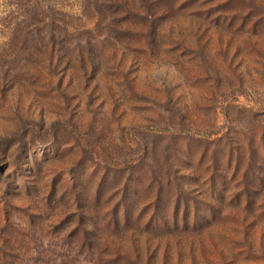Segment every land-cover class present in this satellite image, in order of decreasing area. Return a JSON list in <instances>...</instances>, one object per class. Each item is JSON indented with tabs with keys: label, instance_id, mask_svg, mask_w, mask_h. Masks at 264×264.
<instances>
[{
	"label": "rangeland",
	"instance_id": "374dc122",
	"mask_svg": "<svg viewBox=\"0 0 264 264\" xmlns=\"http://www.w3.org/2000/svg\"><path fill=\"white\" fill-rule=\"evenodd\" d=\"M13 1L0 264H264V0H36L45 60Z\"/></svg>",
	"mask_w": 264,
	"mask_h": 264
},
{
	"label": "trees",
	"instance_id": "16d2710c",
	"mask_svg": "<svg viewBox=\"0 0 264 264\" xmlns=\"http://www.w3.org/2000/svg\"><path fill=\"white\" fill-rule=\"evenodd\" d=\"M151 3L155 2L156 0H149ZM99 3H105L109 6H112L114 11L112 12V16H117V0H102L98 1ZM14 6L18 10L21 8L20 18L21 20H12L10 21L12 25H15L20 29L21 32H18V37L21 38L23 36H26L29 38L31 42L34 44L38 43L39 47L35 48L34 51L36 54H39L43 60L45 58L47 59L50 51L47 49L49 43H53L56 39L60 38L62 34H65L64 27L57 25L56 22L62 21V19H55L53 17H49L47 21L43 18V16H40V12L37 11L38 2L36 0H14L13 1ZM259 5V4H258ZM249 14H253L254 16L260 17L262 15V11L260 9L252 7L248 11ZM23 22V25L20 27V23ZM13 28L14 31L17 30V28ZM24 31H22V30ZM13 33V31H12ZM15 36V35H13ZM12 39V37H11ZM23 51L28 52L30 49L28 47H25L22 49ZM50 65H46L47 69H49ZM164 144H166V139L163 138L162 141L158 144V148L161 149ZM164 164V163H163ZM166 184H168L167 180H164ZM168 194V191L164 188L161 191L156 190L155 193H153V199H157L161 194ZM184 208L188 212V215L190 214L191 210L193 212H197V209L195 207V201L191 200L190 198H186L184 200ZM164 208H168V204L163 205ZM215 208V207H214ZM217 209V208H215ZM219 213V212H218ZM188 222V218H187Z\"/></svg>",
	"mask_w": 264,
	"mask_h": 264
}]
</instances>
